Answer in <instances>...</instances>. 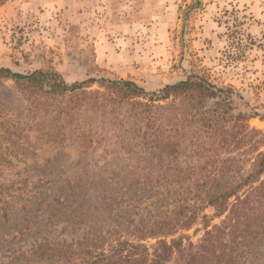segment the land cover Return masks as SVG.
Returning <instances> with one entry per match:
<instances>
[{
	"label": "trees",
	"instance_id": "obj_1",
	"mask_svg": "<svg viewBox=\"0 0 264 264\" xmlns=\"http://www.w3.org/2000/svg\"><path fill=\"white\" fill-rule=\"evenodd\" d=\"M0 78L14 82L50 139L9 140L8 155L35 157L44 145L55 155L72 148L98 168L65 176L68 200L55 194L45 228L40 224L33 238L19 229L20 242L10 246L12 236L0 264H264V138L249 124L259 114L234 86L197 72L154 91L105 76L69 83L49 69L1 66ZM8 155L1 165L14 164ZM52 179L0 181L5 220L19 206L21 215L37 204L44 214L46 204L34 198ZM89 201L88 210L107 215L103 222L80 208ZM76 204L83 232L62 235L68 224L52 232L59 211H75ZM192 228L203 231L197 241L181 233Z\"/></svg>",
	"mask_w": 264,
	"mask_h": 264
},
{
	"label": "rangeland",
	"instance_id": "obj_2",
	"mask_svg": "<svg viewBox=\"0 0 264 264\" xmlns=\"http://www.w3.org/2000/svg\"><path fill=\"white\" fill-rule=\"evenodd\" d=\"M1 66L23 73L56 70L69 83L91 76L132 79L148 91L197 72L220 86L239 90L259 114L250 119L251 128L261 130L259 137L264 138V0H0ZM13 84L0 78V156L8 155L9 140H50ZM260 150L264 151V142ZM55 151L45 145L38 147L35 157L16 151L8 155L13 165L0 164V181L53 178L34 198L46 204L44 214L36 210L37 204L21 215L19 206L5 220L0 209V258L13 235L17 237L10 246L20 242L19 229L33 238L40 224L45 228L43 215L50 214L47 203L55 194L68 200L72 191L65 176L84 173L86 167L89 173L98 170L92 158H80L75 149L58 155ZM92 204L89 201L80 208L88 214L95 211V220L103 222L107 215L88 210ZM75 207V211H59L60 222L52 232L59 233L64 224H68L64 236L83 232L87 224L75 223V214L81 210L78 204ZM181 233L197 241L203 231L194 234L192 228Z\"/></svg>",
	"mask_w": 264,
	"mask_h": 264
}]
</instances>
